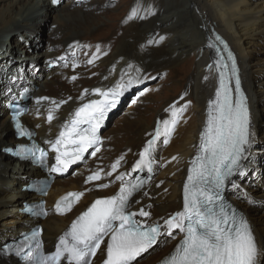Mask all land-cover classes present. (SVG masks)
<instances>
[{
	"label": "bare ground",
	"instance_id": "bare-ground-1",
	"mask_svg": "<svg viewBox=\"0 0 264 264\" xmlns=\"http://www.w3.org/2000/svg\"><path fill=\"white\" fill-rule=\"evenodd\" d=\"M73 6L65 4L55 11L54 8L59 6H55L52 0H0V41L5 38L7 41L0 44V246L8 239L5 238L6 234L17 237L27 233L31 227L40 225L43 227L47 252H51L62 233L90 203L116 193L121 184L120 180L115 179L118 174L124 173V180L127 181L129 177L132 178V172L138 171H133V167L139 153L152 138L149 134L155 133L158 122L163 129V121L172 118L171 111L165 110L170 105L180 107L190 101L175 131L167 137L168 143L163 142V135L156 141L153 171H140L148 174L149 180L132 197L131 204L134 212L144 208L151 213L147 218L136 217L147 224H163L164 219L181 211V191L186 171L198 148L209 101L215 99V55L209 45L215 43L214 34H217L236 59L253 134L252 147L247 159L242 161L245 175L231 178L224 195L247 219L258 245L264 248V212L256 214L254 207L247 203L249 194L244 199L237 190L240 179L247 183L253 180V157L262 149L258 139L264 128V85L258 78L263 72L258 65L264 64V57L257 55L264 53L261 50L264 49V38H260L264 34V0H136L130 11L122 14L126 17L123 27L121 12L104 21L96 15V9L87 10L88 4ZM46 20L52 22V28L46 38V47L38 51V35L32 31ZM88 40L99 41L101 47L100 44L90 46ZM258 45L260 49L256 47ZM56 46L62 49L53 51L52 48ZM78 49L84 50L82 57L85 60L73 61L72 57L75 56L72 52ZM30 52L35 53L30 56L36 57L35 63L26 62V55ZM62 53L63 57H57ZM90 60L92 63H89ZM57 61V68H49V64ZM44 63L48 64L43 67ZM83 63L89 69L78 70L85 68ZM169 66L175 67V88L180 90L176 97L167 98L160 107L153 108L151 117L144 116L135 108H128L127 115L117 118V126L111 130L105 129L102 134L98 132L100 151H104L101 159L97 160L96 157L99 152L92 160L83 161L78 165V175L75 176H65L69 170L55 174L57 178L50 183L44 198L47 210L45 218L29 220L18 215V210L23 208L22 198L25 202L35 199V194H22V187L32 179H45L47 173L35 170L32 163L7 158L1 152L3 146L25 144L15 138L5 102L11 103L18 100L21 93L25 94L26 101L21 99L20 102L28 107V111L22 121L37 134L36 141L49 149L51 146L47 141L56 140L80 104L100 99L95 89L105 92L108 87L124 82L126 76ZM112 110L103 123L113 113ZM49 112L53 116L51 122L48 120ZM121 156L124 159L119 168L107 176L106 173L112 171L111 166ZM173 157L177 159L173 160ZM99 169H103L102 179L86 183L85 176ZM99 184L109 186L100 188L97 186ZM75 191L84 195L74 209L64 216L56 215L53 210L55 201L65 193ZM250 191H256L255 187L251 186ZM6 204H11V207L5 209ZM181 238L179 230L174 231L172 236L163 234V238L157 239L154 247L138 257L134 264H157ZM160 246L163 248L158 250ZM104 249L105 245L92 264L103 261ZM4 259L0 256V264H18L12 257L6 256Z\"/></svg>",
	"mask_w": 264,
	"mask_h": 264
},
{
	"label": "snow or ice",
	"instance_id": "snow-or-ice-1",
	"mask_svg": "<svg viewBox=\"0 0 264 264\" xmlns=\"http://www.w3.org/2000/svg\"><path fill=\"white\" fill-rule=\"evenodd\" d=\"M52 3L58 4L59 0H52ZM216 39L219 40V37ZM209 46L214 47L211 44ZM227 59L231 61L230 67L222 56L216 61L221 69L219 86L215 99L209 101L206 125L200 135L199 154L188 170L183 188L182 210L164 219L163 224H147L137 220V215L145 218L151 215L144 208L138 212L131 211L132 197L147 181H125V174L120 173L115 177L121 181L119 191L112 196L96 199L59 237L55 252L40 257L36 264H61L62 260L68 264H92V259L101 251V245H105L106 251L103 264H134L138 257L157 243L159 236H172L176 230L182 234V239L162 264H264V248L258 245L249 222L231 205L226 204L221 196V190L232 176L245 175L242 161L247 159L253 144L247 99L230 52ZM132 85L133 81L129 79L106 92L95 89L94 92L102 99L91 100L79 107L72 119L65 123L56 140L47 141L56 153V164L51 168L52 172H66L72 164L84 159L89 149H94L90 153L92 156L100 151L99 129L107 113L116 107L119 97ZM180 99L183 100V97ZM188 103L180 107L173 104L165 110L171 111L172 118L163 121V129L158 122L155 133L149 134L152 138L139 153L133 171H153L156 141L163 135V142L168 143L167 137L175 131ZM23 111L15 112L13 119L16 120L19 135L31 136L18 120ZM52 119L49 112V122ZM17 154L30 156L44 165L48 152L33 144L31 148L19 149ZM123 159V156L117 159L111 166L112 171L106 175L111 176L116 172ZM102 171L99 169L89 175L85 182L101 180ZM97 186L106 188L109 185ZM38 190L44 191L43 188ZM83 195V192L67 193L57 202L56 211L59 214L71 211ZM29 211L36 216L47 215L43 205ZM39 235L40 231L34 232L32 239Z\"/></svg>",
	"mask_w": 264,
	"mask_h": 264
},
{
	"label": "rangeland",
	"instance_id": "rangeland-1",
	"mask_svg": "<svg viewBox=\"0 0 264 264\" xmlns=\"http://www.w3.org/2000/svg\"><path fill=\"white\" fill-rule=\"evenodd\" d=\"M135 1L136 0H70V1L67 0L66 2H64V1L62 2V0H61V1H59V4H58L59 7H57L56 9L54 8V10L55 11L59 10L65 4H69V3L71 5H74L73 7H80L83 4H88L89 6H88L87 10L96 9L97 10L96 15H98V17H100V19H102L104 21H106V19H110L112 17L114 18L116 15H118V12L119 13L121 12L120 13L121 27H123L124 23H125L124 19L126 17H125V15L122 16V14L123 13L126 14L128 11H130V9L132 8ZM98 10H100V11L98 12ZM122 19H123V22H122ZM51 28H52V22L50 20H46V21L39 23L37 29L32 31V33L37 32L36 35H38L37 41H36L38 51H42L46 47V44H47L46 38H47V35H48L49 31L51 30ZM260 38H264V34H262ZM5 40H6V38L3 39L2 41H0V44L6 43L7 41L5 42ZM87 43H89L90 46L91 45L94 46L95 44H100L99 41H94V40H88ZM81 44H83V43H81ZM101 44H100V47H101ZM256 47L258 49L261 48V46H259V45ZM61 49H62V47H59V46L52 48L53 51H57V52ZM252 49H254V48H252ZM261 50H264V49H261ZM83 53H84V50L81 51V49L73 50L72 55L75 56L74 58L72 57L73 61L83 60V59L85 60V58L82 57ZM32 54H35V53L30 52L28 55H26L27 56L26 62H30V63L36 62V57H30V56H32ZM257 56L258 57H261V56L264 57V53L261 52ZM57 57H59V58L63 57V53L58 55ZM23 58H24V56H23ZM64 59L67 60V58H64ZM38 63H39V65L42 64L40 60ZM58 63H59V61L55 62L53 65L49 64L48 66H49V68H57L59 66ZM46 64H48V63H44L43 67L46 66ZM83 66L85 68H80L78 70L89 69L86 67L87 65H85L84 63H83ZM90 68H92V67H90ZM258 69L263 70V72L258 76V78L261 79V83L264 85V64H259ZM256 73H257V71H256ZM129 79H131L133 81L132 87L126 91V94H124L122 98H120V100L118 102L119 104L117 103L116 108L112 110L114 114L111 112V115L108 116L106 123H102V126L100 128V132H99L100 134H102L105 129L111 130L115 126H117V124H119L117 121V118H119L120 116L127 115L128 108H130V109L135 108L139 112H142L144 116L151 117L150 115L152 114L151 112H152L153 108L160 107L165 102V100L167 98L172 99L180 93L179 88H175V85H176L175 67L169 66V67H166L163 69L160 67L159 68L155 67L154 69L148 70L145 74H131L129 76H126L124 83H126ZM115 86L108 87L106 91H108L111 88H114ZM6 92H8V91H5V93ZM146 98L148 99V101H146ZM30 99H31V96H30ZM3 105L4 104H2V106ZM118 105H120V106H118ZM109 113H110V111H109ZM109 113H107V114H109ZM263 115H264V111H263ZM258 140L260 141V144H262V149L259 151V153H257L253 157L254 162L252 165L254 168H251V170H252L251 175H252L253 180L251 182L247 183L248 181H244V179L243 180L240 179V181L238 182L237 190H239V192L241 193V195L244 199L249 194V196H248L249 199H247L248 200L247 203H249L252 207H254V210H255L254 212L256 214H261L264 212V128H262V130L259 134ZM2 148H6V147L3 146ZM105 150H106V147H105ZM101 151H99V152L101 153ZM100 153H99V156H96L97 160H99L103 157L102 154L104 153V151L101 154ZM77 168H78V166L73 168V169L68 168V170H69L68 174L65 176H69V174L73 175V176L78 175V173L77 174L73 173V170L77 171ZM134 173L135 172H132L130 176L132 177L134 175ZM147 176H148V174H147ZM238 177H240V175H238ZM56 178L57 177L55 176V178H53V179H56ZM129 179H130V177H129ZM129 179L127 181H129ZM248 185H249V187H248ZM251 186H254L256 189V191H254L253 193H251V191H250ZM44 198H43V200H44ZM22 202H25V201H22ZM4 207H5V209H8L11 207V204H6ZM24 218H27V217H24ZM39 222L36 221L34 223H39ZM0 228H1V226H0ZM29 231H30V229H29ZM11 236L12 235L6 234L5 238L6 237L10 238ZM159 238H163V234L161 236H159L158 239ZM153 247L154 246H152L149 249H152ZM162 248H163V246H160L158 248V250H161Z\"/></svg>",
	"mask_w": 264,
	"mask_h": 264
},
{
	"label": "water",
	"instance_id": "water-1",
	"mask_svg": "<svg viewBox=\"0 0 264 264\" xmlns=\"http://www.w3.org/2000/svg\"><path fill=\"white\" fill-rule=\"evenodd\" d=\"M4 103V102H3ZM251 119V118H250ZM49 167H51V166H49ZM235 176V175H234ZM234 176H232L231 178H233ZM230 178V179H231ZM228 182V181H227ZM227 182H226V184H225V186H224V188H223V191L225 192V189H226V185H227ZM23 199L24 198H22V201H23ZM16 239H18V237H10V238H8L7 240H5L3 243H2V245L3 246H5V245H7V244H9V243H12V242H14V241H16ZM13 260H16L17 261V259H13ZM18 262V261H17ZM19 264V263H18Z\"/></svg>",
	"mask_w": 264,
	"mask_h": 264
}]
</instances>
